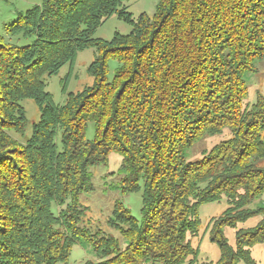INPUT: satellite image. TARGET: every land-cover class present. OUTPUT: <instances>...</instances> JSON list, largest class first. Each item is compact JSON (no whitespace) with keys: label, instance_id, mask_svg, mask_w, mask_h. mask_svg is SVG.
I'll return each mask as SVG.
<instances>
[{"label":"trees","instance_id":"1","mask_svg":"<svg viewBox=\"0 0 264 264\" xmlns=\"http://www.w3.org/2000/svg\"><path fill=\"white\" fill-rule=\"evenodd\" d=\"M126 1L43 0L6 28L29 41L0 59V264L66 262L78 242L96 258L83 264H195L199 207L222 198L223 217L209 227L213 264H256L250 248L264 243V208L247 206L264 193V94L245 102L243 77L264 57V0H157L151 17L136 19ZM113 14L131 31L95 38ZM85 48L97 52L93 84L55 105L45 77ZM24 98L40 116L21 143ZM225 130L228 139L186 160L195 141ZM111 152L121 157L123 190L142 198L140 218L115 206L123 246L85 228L79 202L92 189L91 167ZM260 213L254 228L237 227Z\"/></svg>","mask_w":264,"mask_h":264},{"label":"rangeland","instance_id":"2","mask_svg":"<svg viewBox=\"0 0 264 264\" xmlns=\"http://www.w3.org/2000/svg\"><path fill=\"white\" fill-rule=\"evenodd\" d=\"M42 1L0 0V36L3 37L0 39V59H8L9 57L15 56L14 49L16 46L26 44L29 41V38L24 39L22 35H9L6 31L7 26L20 14H24L27 9L34 5H40ZM156 4L157 0H127L124 3L126 11L130 12L134 19L140 14H146L151 17L155 11ZM130 31L131 25L119 18L117 14H113L95 28L93 36L95 38L110 40L116 32L127 34ZM96 55L97 52L94 48L82 49L77 52L72 62L65 63L55 74L45 77L46 90L51 94L55 105L65 104L69 93L75 95L93 84V76L89 73L88 66ZM117 67V61L110 58L108 60L107 72L109 80L113 78ZM243 78L248 88L247 100L245 102L253 103L257 95L264 94V57L256 60L253 69L245 73ZM4 101L5 97H2L0 94V103L2 104ZM20 103L24 107L27 124L23 134L14 133V136L19 142L24 143L31 135L33 123L38 121L40 111L33 99L24 98L20 100ZM93 137L94 124L89 122L86 130V138L92 140ZM229 137L230 132L228 130L214 135H204L186 150V160L189 162L199 160L214 145ZM249 161H252V159ZM120 164V155L111 152L108 156L107 164L91 167L92 189L80 193L79 202L86 207L83 218L84 223H86H83L85 228L88 230H97L95 232L99 234L116 237L120 241V245L123 246L124 241L120 236L119 226L117 225L119 223L114 224V221L117 222L114 219L115 206L121 204L129 210L132 216L140 218L142 198L141 191L125 192L123 190V182L121 181L122 174L119 172ZM226 206L225 198L217 202L200 205V228L197 236L192 238V242L198 248L197 262L195 264H213L218 260L219 249L209 239V227L211 224H214L216 219L223 217ZM258 207L264 208V193L247 206L248 209L252 210H256ZM262 218L263 215L261 213L257 214L247 221L238 223L237 227L252 229ZM223 232L228 242L234 244V229L225 227ZM250 253L256 264H264V243L253 245L250 248ZM94 255L92 247L89 244L78 242L73 244L67 261L57 262L56 264H83L86 260H96Z\"/></svg>","mask_w":264,"mask_h":264}]
</instances>
